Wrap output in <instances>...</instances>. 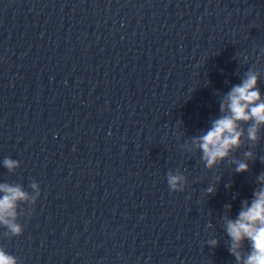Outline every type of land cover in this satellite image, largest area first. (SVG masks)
I'll return each instance as SVG.
<instances>
[{
    "label": "water",
    "instance_id": "obj_1",
    "mask_svg": "<svg viewBox=\"0 0 264 264\" xmlns=\"http://www.w3.org/2000/svg\"><path fill=\"white\" fill-rule=\"evenodd\" d=\"M249 70L264 98V0H0V183L29 194L0 247L19 264H237L226 220L262 186L264 126L253 144L241 123L211 169L193 138Z\"/></svg>",
    "mask_w": 264,
    "mask_h": 264
},
{
    "label": "clouds",
    "instance_id": "obj_2",
    "mask_svg": "<svg viewBox=\"0 0 264 264\" xmlns=\"http://www.w3.org/2000/svg\"><path fill=\"white\" fill-rule=\"evenodd\" d=\"M258 74L249 70L241 83L234 85L225 95L220 111L225 113L212 122L210 129L205 134L193 138V143L202 151V160L209 169L217 163L229 157L231 151L241 146V138L244 130L241 123H248V139L255 144L259 140V130L264 126V98L258 88ZM252 152H246L245 156L252 158ZM4 166L12 171L19 166V162L11 158H5ZM249 170L246 162H238L236 172L243 173ZM168 185L173 191H183L186 178L182 174H168ZM262 185L254 192V199L249 204L243 202L236 219L226 220V231L231 238L230 252L235 257L237 264H264V174L258 177ZM33 189L38 185L33 183ZM215 187L207 189L208 194L215 192ZM0 224L4 225L13 236H19L23 232L22 226L16 222L17 207L19 202L28 201L29 194L21 186L0 183ZM33 203L35 202V198ZM250 241L251 250L246 257L241 254L244 241ZM214 247L216 240L210 241ZM0 264H19L18 259L7 253L0 247Z\"/></svg>",
    "mask_w": 264,
    "mask_h": 264
}]
</instances>
